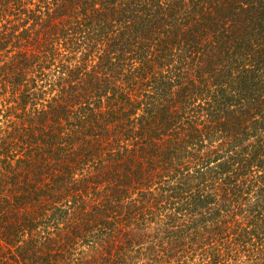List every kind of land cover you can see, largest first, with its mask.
<instances>
[{
	"label": "trees",
	"instance_id": "trees-1",
	"mask_svg": "<svg viewBox=\"0 0 264 264\" xmlns=\"http://www.w3.org/2000/svg\"><path fill=\"white\" fill-rule=\"evenodd\" d=\"M0 264H264V0H0Z\"/></svg>",
	"mask_w": 264,
	"mask_h": 264
}]
</instances>
